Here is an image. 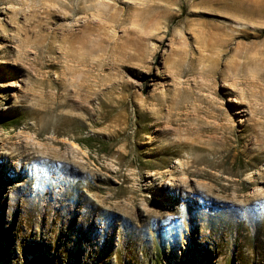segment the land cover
<instances>
[{
    "label": "rangeland",
    "instance_id": "obj_1",
    "mask_svg": "<svg viewBox=\"0 0 264 264\" xmlns=\"http://www.w3.org/2000/svg\"><path fill=\"white\" fill-rule=\"evenodd\" d=\"M0 264H264V0H0Z\"/></svg>",
    "mask_w": 264,
    "mask_h": 264
},
{
    "label": "bare ground",
    "instance_id": "obj_2",
    "mask_svg": "<svg viewBox=\"0 0 264 264\" xmlns=\"http://www.w3.org/2000/svg\"><path fill=\"white\" fill-rule=\"evenodd\" d=\"M12 156V155H11ZM11 156H9V154L6 156V157H4V158H2V161H3V167H2V170H1V175L4 177V176H7V173H6V171H4L3 169H4V167L6 166L7 168H9L10 166H12L11 165V163H9L8 162V158L9 159H11ZM13 158V157H12ZM10 161V160H9ZM13 162V161H12ZM15 163V162H14ZM160 172V171H159ZM156 173V172H155ZM154 173V174H155ZM187 174H188V170L186 169V168H184L183 170H182V173H181V175H183V178L181 177V179L180 178H176L177 176H176V174L175 173H173L172 172V175L174 176V178L173 179H170V181L168 182L169 183V185H175V186H177V188L178 187H180V185H184V182H187L186 180L188 179V178H186L187 177ZM212 176V175H211ZM180 177V176H179ZM185 177V178H184ZM173 180H174V182H173ZM195 181V180H194ZM185 190V189H184ZM198 190V189H197ZM196 190V191H197ZM162 191L163 192H166L167 190L166 189H162ZM183 191V190H182ZM201 191V190H200ZM193 194H194V192H193ZM182 197H183V199H189V200H192L193 202H195L196 203V201L195 200H193V196H192V194L191 193H189L187 190H185L184 192H183V195H182Z\"/></svg>",
    "mask_w": 264,
    "mask_h": 264
},
{
    "label": "trees",
    "instance_id": "obj_3",
    "mask_svg": "<svg viewBox=\"0 0 264 264\" xmlns=\"http://www.w3.org/2000/svg\"><path fill=\"white\" fill-rule=\"evenodd\" d=\"M87 142V144L86 145H88V147H92V144H91V142L90 141H86Z\"/></svg>",
    "mask_w": 264,
    "mask_h": 264
}]
</instances>
